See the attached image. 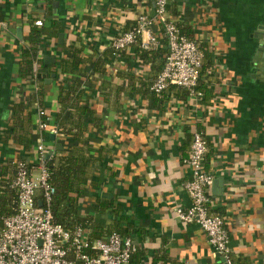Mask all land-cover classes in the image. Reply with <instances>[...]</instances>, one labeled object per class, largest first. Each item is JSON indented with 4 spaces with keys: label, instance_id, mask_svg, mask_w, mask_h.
I'll return each instance as SVG.
<instances>
[{
    "label": "crops",
    "instance_id": "0c3cea01",
    "mask_svg": "<svg viewBox=\"0 0 264 264\" xmlns=\"http://www.w3.org/2000/svg\"><path fill=\"white\" fill-rule=\"evenodd\" d=\"M153 6L154 0H0V162L18 158L34 167L39 143L46 159L63 151L60 141L67 146L69 135L59 130L52 139L49 129L57 126L60 85L79 81L99 119L98 127L86 119L85 141L103 156L86 175L90 195L82 206L95 197H115L131 223L124 236L138 247L137 264H225L207 234L176 215L189 204L182 185L189 169L182 158L196 129L207 141L204 167L213 176L208 210L225 218L231 259L264 264V0L170 2L169 14L189 27L190 39L208 54L210 66L200 80L209 93L202 98L170 90L174 86L163 100L132 91L150 80V64L132 46L115 60L110 56V41L139 15H151ZM52 18L60 23L58 34L42 37L37 54L50 71L41 100L48 123L43 135L34 81L19 77V67L34 21L49 26ZM164 49L162 39L155 48L160 60ZM72 50L82 59L79 71L63 73ZM98 57L105 71L92 70ZM27 96L31 149L7 136L12 107ZM92 215L112 223L107 212Z\"/></svg>",
    "mask_w": 264,
    "mask_h": 264
},
{
    "label": "built area",
    "instance_id": "2783aa9c",
    "mask_svg": "<svg viewBox=\"0 0 264 264\" xmlns=\"http://www.w3.org/2000/svg\"><path fill=\"white\" fill-rule=\"evenodd\" d=\"M171 1L154 0L151 15H139L132 26L114 37L110 41V47L116 51L113 57L119 58V51L136 40H140L144 49H155L164 39L163 66L151 89L159 94L167 87L179 86L188 89L190 96L202 98V92L196 88L201 79L204 52L196 41L180 33L177 20L168 12ZM34 25L41 26L42 20H35ZM33 67L35 71L36 62ZM38 115L46 116L45 110L39 107ZM38 127L41 131L47 129V120L39 119ZM49 132L57 135L58 129L52 127ZM37 149L34 167L26 160L14 163L11 187L17 192V207L14 214L0 217V264H129L138 251L131 237L113 231L96 238L90 225L69 229L54 222L50 203L55 188L50 182L42 143ZM207 152L202 131L194 130L189 151L182 158L189 169V178L182 183L189 204L178 207L176 215L180 221L200 227L224 263L233 264L225 218L208 210L207 188L213 176L204 167Z\"/></svg>",
    "mask_w": 264,
    "mask_h": 264
},
{
    "label": "trees",
    "instance_id": "16d2710c",
    "mask_svg": "<svg viewBox=\"0 0 264 264\" xmlns=\"http://www.w3.org/2000/svg\"><path fill=\"white\" fill-rule=\"evenodd\" d=\"M133 23L130 25L132 26ZM180 33L190 39L189 27H185V23L178 22ZM129 26V27H130ZM129 27L124 29L127 30ZM60 29L59 21L55 18L50 19V25L41 26L34 25L31 27L28 35V43L21 52V60L19 67V77L31 78L35 84V95L32 100H37L39 107L42 108V98L44 95L45 79L50 75V71L45 69V65L41 59H37V54L40 50L41 39L44 36H56ZM189 30V31H188ZM135 55L143 63H149L151 66L149 81H143V84L138 87H133L132 91L137 93L147 94L157 100L165 98V91L156 94L151 85L157 77L163 66V60L159 59L160 50L144 49L141 47L140 40H136L132 45ZM199 47H201L199 45ZM204 52L203 64L200 69V74L204 75L209 69L208 54ZM110 56L116 52L112 47L109 48ZM163 51V49H161ZM124 50L119 51L123 54ZM166 49H164V53ZM106 58V54L103 55ZM109 56V57H110ZM34 62L37 63V68L34 71ZM80 62L78 51L72 50L70 61L64 60L61 64L63 73H78ZM104 60L101 57L93 63L92 70L95 72L105 71ZM66 83V84H65ZM65 85V86H64ZM182 90L183 95H189L190 91L186 88L174 86L170 90ZM202 92L203 97L208 95L209 88L204 80H200L196 88ZM84 90L79 81L67 82L60 85L58 92L59 111L55 117V128L69 135L70 143L65 146L63 141L60 143L63 146V151L59 154L52 155L46 159L50 182L55 188L50 203V209L53 214L54 222L63 225L65 228H74L77 225H90L92 236L101 238L105 233L118 232L121 235L129 234L131 223L127 217L121 214V206L115 203V197L102 199L95 197V202L87 204L83 208V199L90 195V188L87 183L86 175L89 173L95 164L103 159L100 154L101 149H94L85 141L86 119H89L98 127V116L96 112L87 106L84 96ZM25 103H15L12 107L11 117V132L7 134L9 138L32 148L31 131L28 126L30 120V111L27 110L29 98L27 96ZM41 121L46 120V116H42ZM45 131H43L44 135ZM46 135V134H45ZM23 159L14 158L3 164L0 162V217L10 216L15 213L17 207V192L11 187L12 180L15 174L14 163ZM107 212L112 219V223L94 221L93 213ZM214 214V213H212ZM217 214V213H215ZM220 215V214H219ZM91 222L92 224H90ZM107 233V234H108ZM139 253L133 256L130 260L131 264L140 262ZM234 263L233 259H231Z\"/></svg>",
    "mask_w": 264,
    "mask_h": 264
},
{
    "label": "water",
    "instance_id": "95a60500",
    "mask_svg": "<svg viewBox=\"0 0 264 264\" xmlns=\"http://www.w3.org/2000/svg\"><path fill=\"white\" fill-rule=\"evenodd\" d=\"M262 28H263V31H264V22L262 23ZM262 34V38L264 40V32L261 33ZM262 46H264V43H262ZM263 71H264V67H263ZM264 73V72H263ZM51 137L52 139H54L55 135L54 134H51ZM59 148L61 147L60 145L58 146ZM53 153V150H50L48 153H47V157L51 156ZM224 261V259H223Z\"/></svg>",
    "mask_w": 264,
    "mask_h": 264
}]
</instances>
